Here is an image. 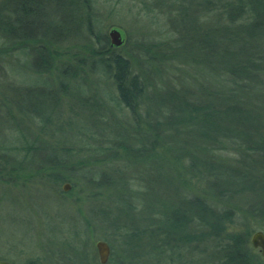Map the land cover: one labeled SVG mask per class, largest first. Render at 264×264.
<instances>
[{
  "label": "rangeland",
  "instance_id": "374dc122",
  "mask_svg": "<svg viewBox=\"0 0 264 264\" xmlns=\"http://www.w3.org/2000/svg\"><path fill=\"white\" fill-rule=\"evenodd\" d=\"M73 1L16 0L13 7L23 20L37 18L39 9L46 14L43 24L23 26V34H41L46 23L62 21L60 34L65 36L59 48L65 59L58 61L62 66L73 65L72 55L87 58L92 49L109 47V31L119 29L124 44L116 53L130 61L132 73L144 85L137 111L139 128L118 103L112 81L104 78L103 65L94 60L87 59L79 67L76 80L60 83L55 81L57 71H52L54 79L34 74L33 62H25L24 55L0 59V145L13 153L25 141L43 148L31 155L35 161L40 159L39 166L30 161L22 166L25 175L56 161L73 165L71 183H55L49 178L22 181V175L16 184L0 179V261L98 264L95 243L103 241L113 260L198 264L200 249L192 239L200 230L195 224L178 222L199 213L189 201L195 196L218 209L223 208L224 200L208 189L212 179L202 180L187 168L182 149L193 152V146L185 143L188 138L178 135L164 149L157 145L156 158L138 152V147L133 153L139 158L131 157L129 148L123 151L119 147L116 152L112 147L119 143V136L144 133L151 120H146V110L154 109L168 92L193 89L202 81L192 57L186 55L200 41L195 23L207 31L214 22L210 15L196 10L198 0H87L86 6L83 0ZM13 2L0 0L4 23ZM26 12L28 16L23 15ZM8 110L16 116V123ZM63 149L76 152L65 155ZM216 155L226 164L236 158L232 149ZM22 156L21 151L17 160ZM82 161L91 168L86 169L89 173L83 172L86 181L77 176ZM64 185L69 186L67 192L62 191ZM247 229L236 222L226 233L244 236L247 247L262 260L250 244L251 235L258 230L247 233ZM208 247L207 259L216 252Z\"/></svg>",
  "mask_w": 264,
  "mask_h": 264
},
{
  "label": "trees",
  "instance_id": "16d2710c",
  "mask_svg": "<svg viewBox=\"0 0 264 264\" xmlns=\"http://www.w3.org/2000/svg\"><path fill=\"white\" fill-rule=\"evenodd\" d=\"M83 2L86 6L87 0ZM198 2L196 10L199 9L204 16L210 15L214 23L207 31H202L196 23L194 28L191 21L194 31L199 32L196 35L200 41L195 49L187 51L186 56L192 57L204 84L199 82L193 89L168 92L154 109L146 110V120L148 117L151 120L146 124L145 132L132 133L129 138L119 136V143L112 148L116 152L119 147L123 151L129 148L131 157L139 158V154L133 153L134 147H138L141 149L138 152H147L156 158V148L162 146L164 149V145L172 144L178 135L187 137L185 143L193 146L192 153L182 149V158L189 163L187 168L202 180L212 179L215 183L208 185V189L224 200L223 208L218 209L201 196H195L189 201L199 213L194 218L186 216L178 222L181 225L195 224L194 227L200 230L198 236L192 239L200 249L198 264H264L247 247L244 236L226 233L229 226L236 222L248 227L247 233H253L255 229L264 231V0ZM15 4L16 0L10 4L12 7L5 17L6 24L0 14V59L24 55L25 62H33L34 74L53 78L52 73L57 71L55 81L60 83L76 80L79 67L84 66L87 59L94 60L103 65L104 78L112 81L118 103L129 112L138 129L140 117L137 111L144 96V85L139 76L132 73L130 61L118 55L116 49L101 45L92 49L87 58L72 55L73 65L62 66L58 62L61 57L65 59L59 48L65 36L60 34L63 31L62 21L60 25L52 20L46 23L41 34H23V26L37 25L38 22L43 24L46 14L39 9L36 15L40 17L32 21L23 20L14 9ZM23 15L28 16L29 13ZM96 40L100 42L97 36ZM54 102H57L55 97ZM8 112L16 123V116L12 111ZM160 127L164 131L156 129ZM6 148L0 145V179L4 183L16 184L21 175L22 181L49 178L55 183H71L73 165L66 161L37 167L32 175L21 173L22 166L29 161L34 166L40 164V159L35 161L31 157L33 153L38 155L43 151L36 142L25 141L21 148H16L17 154ZM222 149H232L236 153L231 164L220 163L216 152ZM21 151L22 160L18 161L17 155ZM63 152L71 155L76 150L63 149ZM87 166L84 161L78 165L77 176L83 181H86L83 172L91 171ZM178 169L183 171L180 166ZM201 229L206 231L201 232ZM189 240L185 239L184 243ZM208 246L216 250L209 259L205 258L209 254ZM196 247L194 250H197ZM107 264L132 262L121 258L113 260L110 255Z\"/></svg>",
  "mask_w": 264,
  "mask_h": 264
},
{
  "label": "water",
  "instance_id": "95a60500",
  "mask_svg": "<svg viewBox=\"0 0 264 264\" xmlns=\"http://www.w3.org/2000/svg\"><path fill=\"white\" fill-rule=\"evenodd\" d=\"M109 47L117 49L124 44V35L117 28H111L108 33ZM69 186L64 185L62 188L63 192H67ZM250 244L253 249L258 250L262 261L264 263V233L262 231L254 232L250 237ZM95 249L97 253L98 264H107L110 257V248L107 243L103 241H97L95 243ZM0 264H11L6 261H0Z\"/></svg>",
  "mask_w": 264,
  "mask_h": 264
}]
</instances>
